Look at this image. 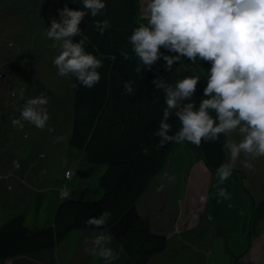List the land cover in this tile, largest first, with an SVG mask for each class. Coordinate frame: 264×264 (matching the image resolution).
<instances>
[{"label": "rangeland", "instance_id": "1", "mask_svg": "<svg viewBox=\"0 0 264 264\" xmlns=\"http://www.w3.org/2000/svg\"><path fill=\"white\" fill-rule=\"evenodd\" d=\"M145 2L138 0L141 20L147 21ZM62 9L53 0H0V226L22 216L30 229L49 227L66 197L62 193L82 201L98 200L102 194L98 178L104 168L89 164L84 152L68 145L74 76L58 75L53 60L62 41L47 38L52 19L62 22ZM41 93L49 100L47 126L41 130L21 121L23 128L14 127L12 121L20 118L26 101ZM239 139L236 133L228 135V141ZM185 143L171 151L139 199L147 204L142 210L153 212L152 229L167 239L151 264H264V220H252L250 198L264 194V157L251 161L252 171L242 167L240 157L235 172L219 184L216 172L206 174L200 163L197 167V155ZM160 180L165 185L162 195L155 190ZM189 180L194 192L188 195ZM218 188L226 189L229 198L218 197ZM201 196L206 202L201 203ZM100 233L74 231L53 249L0 264H106L90 254L91 240Z\"/></svg>", "mask_w": 264, "mask_h": 264}, {"label": "clouds", "instance_id": "2", "mask_svg": "<svg viewBox=\"0 0 264 264\" xmlns=\"http://www.w3.org/2000/svg\"><path fill=\"white\" fill-rule=\"evenodd\" d=\"M82 4L85 10H69L67 5L58 10L62 22L52 19L47 38L62 41L53 60L58 75L74 76L78 85L91 89L101 79L97 69L103 67V61L85 50L87 37L79 26L89 12L93 30L101 36L111 24L107 19H95L106 9L107 0H82ZM143 14L147 23L133 28L128 42L146 71H151L161 57L168 69L185 60L191 65L198 60L211 65L203 88L207 98L201 99L198 110L194 101L184 105L181 102L192 100L200 83L199 75H184L175 88L159 79L151 81L157 89L163 88L166 96L163 119L154 133L161 145L187 142L200 147L202 142H218L221 135L236 133L240 139L225 144L229 162L217 168L218 182L223 184L231 177L241 154L242 167L254 170L251 161L264 157V0H146ZM75 36L82 38L74 43ZM52 47L57 45L53 43ZM161 48L175 55H164ZM121 55L129 58L126 52ZM134 71L139 75L141 67ZM133 83L125 81V94L133 93ZM48 103L44 93L28 99L20 118L12 121L13 126L23 128L21 121H27L44 129L49 120ZM173 109L177 110L175 116L180 124L175 133L173 125L166 122ZM143 153L147 155L148 149H143ZM13 164L19 167L18 161ZM165 178L169 182L173 179L167 174ZM164 187L161 183L155 190L162 192ZM217 195L229 198L224 188H218ZM200 201L206 202V197L201 196ZM111 216L110 211H104L99 218L89 217L85 223L102 229ZM111 240L110 235L101 232L91 240L90 254L113 264L118 256L108 247Z\"/></svg>", "mask_w": 264, "mask_h": 264}, {"label": "trees", "instance_id": "3", "mask_svg": "<svg viewBox=\"0 0 264 264\" xmlns=\"http://www.w3.org/2000/svg\"><path fill=\"white\" fill-rule=\"evenodd\" d=\"M53 1L62 8L67 5L69 10H85L82 0ZM95 19H107L111 24L103 36L93 30L90 12L79 27L87 37L85 50L103 61V67L97 69L101 79L88 89L78 85L74 77L68 145L84 152L89 164L104 168L98 178L101 197L93 201L72 200L66 198V192L52 225L42 229L28 228L22 216L12 217L0 226V262L53 249L74 231L110 235L111 248L118 256L113 264H151L153 257L165 250L166 237L155 232L149 218L136 208L149 184L162 172L171 151L179 145H161L160 138L154 135L163 119L166 96L164 89H157L151 81L159 79L175 88L184 75H199L200 83L192 100L181 102L184 105L194 101L198 110L201 99L207 98L203 96V88L211 65L199 60L191 65L185 60L168 69L161 57L151 71H146L128 42L133 28L147 23L141 20L138 0H107L106 9ZM81 38L75 36L72 40L76 43ZM121 52L128 53L129 58L125 59ZM161 52L170 55L163 48ZM137 66L141 67L139 75L134 71ZM125 81H135L132 94H125ZM171 111L166 122L173 125L175 133L180 124L175 116L177 110ZM227 137L221 135L218 142H202L200 147L191 144L194 154L199 155L210 172H216L225 163ZM145 148L147 155L143 153ZM69 176L66 171L65 178ZM251 201L252 220L263 221L264 197ZM104 211L112 214L104 228L86 225L89 217L99 218Z\"/></svg>", "mask_w": 264, "mask_h": 264}, {"label": "crops", "instance_id": "4", "mask_svg": "<svg viewBox=\"0 0 264 264\" xmlns=\"http://www.w3.org/2000/svg\"><path fill=\"white\" fill-rule=\"evenodd\" d=\"M140 14H142V9H141V7H140ZM227 142H228V137H227ZM185 145L187 146V148H191V144L190 143H185ZM226 150H227V152H228V149L226 148ZM227 152H226V154H225V162L227 161ZM197 155V154H196ZM244 156H243V154H241V158H243ZM169 158H170V156H169ZM168 158V159H169ZM195 159H196V163H197V167H198V165H199V163L201 164V165H203L202 166V168L205 170V172H206V174H208V172H209V170L206 168V166L204 165V163H203V161L201 160V158L199 157V155H197L196 157H195ZM235 168H238V167H235ZM196 169V168H195ZM195 169H191V170H195ZM191 170H190V176L192 177V175H193V171H192V173H191ZM241 172H243V173H245L244 171H241ZM249 172V171H248ZM247 172V173H248ZM245 176H246V174H245ZM244 176V177H245ZM243 177V178H244ZM196 178V177H195ZM197 180H198V182L199 181H201V177H199V179L198 178H196ZM190 180H191V178H190ZM190 180H189V183H188V186H189V188H188V195L193 191L194 192V190H193V185H190ZM262 181H264V177L262 178ZM162 183V181L160 180V181H158L157 182V187L160 185ZM148 188V187H147ZM190 188H191V190H190ZM146 191V190H145ZM246 193H247V196H250V195H248L249 193H248V191H246ZM158 194L159 195H162V192H158ZM262 197H264V194H262V196L260 197V198H262ZM146 198V197H145ZM250 198H251V200H253L254 202H257V200H254L253 199V196H252V194H251V196H250ZM260 198H258V199H260ZM248 198L246 197V195H245V193H244V200H247ZM145 206H147V204H146V201H145V199H144V201H139L138 200V202H137V204H136V208H137V210L139 211V212H141V214L143 215V216H146V217H148L149 218V220H150V223H151V226L153 225V212L149 209V208H147L148 209V211H150V213L147 211V209H144V210H142ZM153 210H154V208H153ZM177 214H180V211L178 210V212H177Z\"/></svg>", "mask_w": 264, "mask_h": 264}, {"label": "built area", "instance_id": "5", "mask_svg": "<svg viewBox=\"0 0 264 264\" xmlns=\"http://www.w3.org/2000/svg\"><path fill=\"white\" fill-rule=\"evenodd\" d=\"M64 195H66L65 193H63Z\"/></svg>", "mask_w": 264, "mask_h": 264}]
</instances>
